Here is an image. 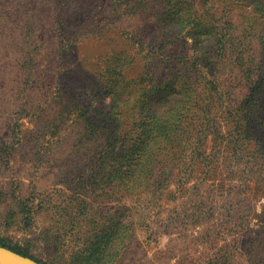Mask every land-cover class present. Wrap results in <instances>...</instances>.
Returning a JSON list of instances; mask_svg holds the SVG:
<instances>
[{"label":"rangeland","instance_id":"374dc122","mask_svg":"<svg viewBox=\"0 0 264 264\" xmlns=\"http://www.w3.org/2000/svg\"><path fill=\"white\" fill-rule=\"evenodd\" d=\"M215 1L240 25L239 71H255L264 0L256 13ZM163 2L0 0L3 246L38 264H264V109L249 106L217 48L202 54L214 65L200 77H225L215 98L171 76L193 50L164 33ZM143 112L148 145L117 171L132 143L115 149L112 117L129 134Z\"/></svg>","mask_w":264,"mask_h":264},{"label":"trees","instance_id":"16d2710c","mask_svg":"<svg viewBox=\"0 0 264 264\" xmlns=\"http://www.w3.org/2000/svg\"><path fill=\"white\" fill-rule=\"evenodd\" d=\"M236 1L244 6H248L252 13H256V9L257 11L262 12L261 7L263 4L257 0ZM161 10L164 33L170 34L174 30H177L178 33H183L184 36L191 40L190 48L193 50L191 55L183 56V66L181 69L174 68L176 71L171 75L173 78H176L179 83H186L188 86L187 88L190 87L192 92H195L196 95L199 92L198 89L200 88L213 93L212 97L215 96L214 94L220 93L221 89L225 86V77L209 72L204 76L205 78L203 79V83L201 82L202 80H200L201 75H204L202 72L203 69H201L202 66L206 65L210 67L211 65L210 68H212L214 65V63H209L207 65L206 62H203V59L201 58V56L203 57L202 54H207V47L210 49L217 48V50L226 58L225 61L231 64L232 71L236 69V76L233 80L238 81L240 79L241 81H239V84L246 85L247 93L245 96L248 95L249 97V106L258 111H262L264 109V34L260 33L257 37H255L257 38L256 41L260 43L262 47L261 60H258L255 64V71L248 70L247 73L243 74V66L247 65V59L249 57L245 55V51L243 50L244 38L242 35L238 34L240 25L234 24L231 20L232 18H229V14L233 12L229 2L222 5L216 4L215 0H164ZM205 20L220 24H213L207 28ZM249 25L250 24L247 23V27H249ZM252 49L253 48L251 47L250 52ZM198 51L200 52L198 53ZM174 59V61L178 60L179 62V58ZM205 59L207 60V58ZM185 65H187L186 68ZM239 68L242 69L239 71ZM194 72L196 76H193ZM251 72H253V75L257 74L258 76L254 79H250ZM260 76H262V79L258 80V77ZM165 79H167V76L163 79H159L160 81L155 83L151 90L159 86V82H164ZM188 90L190 91V89ZM155 92L159 95V101L166 100L171 96L170 94H172V92L168 89H157ZM228 93L230 92L228 91ZM114 99L116 100V97ZM136 105L139 109V105L137 103ZM152 112V110H149V113ZM149 113L143 112V115L141 114L136 116V121L134 122H138L139 124H136L134 130H130L129 134L126 132V134H122V131L119 130L118 127H115L117 126L116 122L119 119V115H117L118 117H112V122L114 124L112 126L113 130H111L113 132L110 133V137L115 143H117L115 149L118 146L117 138L124 140L126 143H132V147L129 149L127 148L123 154L116 153L115 163L117 171H120L123 167H127L126 163L128 162L130 164L129 167L132 168L134 166L132 164L133 161H131L132 156H135V161L137 162L142 155V151L138 150L148 145L150 132L153 128V117ZM118 152H123L120 147L118 148ZM106 153L107 150H105L104 154ZM114 155L115 152H108V154L103 157L107 159ZM124 160L128 162L125 163ZM0 246L27 257L21 251L13 250L12 248L3 246L2 244H0Z\"/></svg>","mask_w":264,"mask_h":264},{"label":"water","instance_id":"95a60500","mask_svg":"<svg viewBox=\"0 0 264 264\" xmlns=\"http://www.w3.org/2000/svg\"><path fill=\"white\" fill-rule=\"evenodd\" d=\"M0 264H38L34 260L22 256L12 250L0 246Z\"/></svg>","mask_w":264,"mask_h":264}]
</instances>
